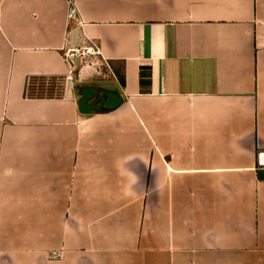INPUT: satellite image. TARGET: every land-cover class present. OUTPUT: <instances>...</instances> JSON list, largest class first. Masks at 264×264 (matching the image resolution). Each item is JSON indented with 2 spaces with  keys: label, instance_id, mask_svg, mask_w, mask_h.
<instances>
[{
  "label": "crops",
  "instance_id": "1",
  "mask_svg": "<svg viewBox=\"0 0 264 264\" xmlns=\"http://www.w3.org/2000/svg\"><path fill=\"white\" fill-rule=\"evenodd\" d=\"M261 170L264 0H0V264H264Z\"/></svg>",
  "mask_w": 264,
  "mask_h": 264
},
{
  "label": "water",
  "instance_id": "2",
  "mask_svg": "<svg viewBox=\"0 0 264 264\" xmlns=\"http://www.w3.org/2000/svg\"><path fill=\"white\" fill-rule=\"evenodd\" d=\"M79 95V109L86 113L101 109H114L122 103L120 93L88 84L80 87ZM259 177L264 179V170L259 172Z\"/></svg>",
  "mask_w": 264,
  "mask_h": 264
},
{
  "label": "built area",
  "instance_id": "3",
  "mask_svg": "<svg viewBox=\"0 0 264 264\" xmlns=\"http://www.w3.org/2000/svg\"><path fill=\"white\" fill-rule=\"evenodd\" d=\"M73 10L71 15H73ZM99 53V49L95 46V45H86V46H82L80 48L71 50V52H69V54L71 56H78L80 57V59L82 61H84V63H86L88 61V57L90 56H95Z\"/></svg>",
  "mask_w": 264,
  "mask_h": 264
},
{
  "label": "trees",
  "instance_id": "4",
  "mask_svg": "<svg viewBox=\"0 0 264 264\" xmlns=\"http://www.w3.org/2000/svg\"><path fill=\"white\" fill-rule=\"evenodd\" d=\"M124 83V80H122V84Z\"/></svg>",
  "mask_w": 264,
  "mask_h": 264
}]
</instances>
